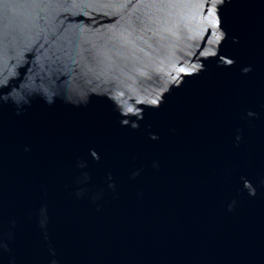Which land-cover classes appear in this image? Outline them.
<instances>
[{
	"label": "water",
	"instance_id": "obj_1",
	"mask_svg": "<svg viewBox=\"0 0 264 264\" xmlns=\"http://www.w3.org/2000/svg\"><path fill=\"white\" fill-rule=\"evenodd\" d=\"M0 264H264V0H0Z\"/></svg>",
	"mask_w": 264,
	"mask_h": 264
}]
</instances>
